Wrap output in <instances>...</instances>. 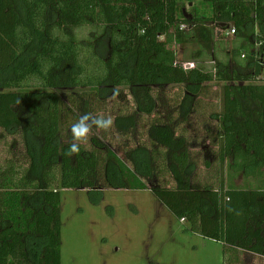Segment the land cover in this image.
<instances>
[{"label": "trees", "instance_id": "16d2710c", "mask_svg": "<svg viewBox=\"0 0 264 264\" xmlns=\"http://www.w3.org/2000/svg\"><path fill=\"white\" fill-rule=\"evenodd\" d=\"M179 1L0 0V128L17 138L8 167L27 166L24 187L0 183V264H62L61 189H150L193 231L222 241L233 252L225 264L264 257V187L221 192L197 181L200 161L191 147L198 139L190 143L184 127L207 84L224 82V108L210 116L221 159H231L233 174L264 175V83L256 81L263 67L255 50L264 0H203L210 15L183 19ZM84 27L93 35L81 41L76 30ZM231 28L233 63L215 56L219 29ZM192 40L211 50L212 68L199 61L206 53L192 68L177 61V44ZM169 86L180 90L163 115L158 99ZM122 89L134 107L113 113L122 148L94 136L92 148L66 155L72 124L97 115ZM153 115L159 118L142 140L140 120ZM56 169L60 187L51 188Z\"/></svg>", "mask_w": 264, "mask_h": 264}, {"label": "rangeland", "instance_id": "374dc122", "mask_svg": "<svg viewBox=\"0 0 264 264\" xmlns=\"http://www.w3.org/2000/svg\"><path fill=\"white\" fill-rule=\"evenodd\" d=\"M197 13L210 15L209 5L203 3V0H193L191 3L189 0L179 1L180 19L192 18ZM183 26L185 30L189 27L187 24ZM92 31L91 27H84L77 29L76 34L78 39L85 41L93 35ZM219 32L215 56L217 60L230 59L233 63L236 36L228 30L219 29ZM176 52L177 61L181 64L194 62V57L206 53L204 58L199 59L203 67L210 69L215 65L209 58L211 50L202 47L195 40L177 44ZM240 70L249 72L251 68ZM224 85V82L217 81L207 84L198 99L196 114L184 126L190 143L194 137L198 139L197 144L191 147V151L199 156L200 161L196 179L203 185L218 188L221 192L233 186L243 189L263 188L264 175L245 177L242 174H233L229 169L231 159H221L222 140L214 139L218 125L210 116L214 112L221 113L224 108ZM179 90L175 86L165 89V95L162 94L158 99L163 103L158 106L160 114L170 112ZM121 91V96L106 101L97 115H110L113 119V113L118 109L123 112L133 111L130 91ZM167 98L170 102L165 103ZM156 118L159 115L144 116L140 120L137 128L140 139H147V127ZM205 124H208L207 127ZM209 127H213L212 130ZM94 136H104V141L112 147L122 148L120 145L125 143V139H121L113 126L107 132L93 129L88 143L84 144L88 149L92 148L91 138ZM16 139L0 128V183H7L9 187H24L22 181L27 166L8 167ZM202 142L203 146L199 144ZM206 149L210 150L209 156L202 155ZM206 160L210 166H206ZM262 171L264 173V167ZM51 180V188L60 187L58 169L52 172ZM35 185L36 183L30 186ZM60 191L62 264H225L226 258L233 253L228 247L226 249L222 241L193 231L190 222L176 217L150 189L105 188L99 193L85 189ZM253 264H264V257H258Z\"/></svg>", "mask_w": 264, "mask_h": 264}, {"label": "clouds", "instance_id": "9594fccd", "mask_svg": "<svg viewBox=\"0 0 264 264\" xmlns=\"http://www.w3.org/2000/svg\"><path fill=\"white\" fill-rule=\"evenodd\" d=\"M19 103V102H18ZM112 117L103 114L93 115L92 113H85L71 126L72 142L68 147L66 155H79L81 146L87 144L93 129L104 132L109 131L113 126Z\"/></svg>", "mask_w": 264, "mask_h": 264}, {"label": "built area", "instance_id": "2783aa9c", "mask_svg": "<svg viewBox=\"0 0 264 264\" xmlns=\"http://www.w3.org/2000/svg\"><path fill=\"white\" fill-rule=\"evenodd\" d=\"M181 29H185V26H183V24L181 25ZM228 31H229L230 34H233V35H235V33H236L234 28L228 29ZM161 39H164V36H162ZM255 50L257 52L256 58L258 60H260L261 65L263 67L262 73L256 77V81L259 82V83H264V36L262 37V39L258 40L255 43ZM245 57H246V54L243 53L242 54V58H245ZM182 65L185 68H192V67H195L196 63L195 62H190V63H188L186 65L184 63H182ZM182 220L184 221L185 219H182Z\"/></svg>", "mask_w": 264, "mask_h": 264}]
</instances>
